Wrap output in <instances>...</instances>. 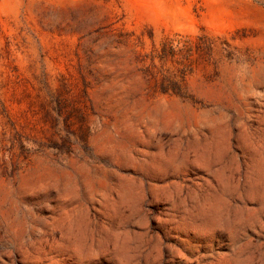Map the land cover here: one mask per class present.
I'll use <instances>...</instances> for the list:
<instances>
[{
    "label": "rangeland",
    "instance_id": "obj_1",
    "mask_svg": "<svg viewBox=\"0 0 264 264\" xmlns=\"http://www.w3.org/2000/svg\"><path fill=\"white\" fill-rule=\"evenodd\" d=\"M257 148L264 0H0V264H264Z\"/></svg>",
    "mask_w": 264,
    "mask_h": 264
},
{
    "label": "water",
    "instance_id": "obj_2",
    "mask_svg": "<svg viewBox=\"0 0 264 264\" xmlns=\"http://www.w3.org/2000/svg\"><path fill=\"white\" fill-rule=\"evenodd\" d=\"M210 123H212V126H213L212 129H211V134H212V139H213V143L212 144L215 145V135H214V131L215 130L214 129L221 128L224 131L225 137H226V142H225L224 147H223V156L225 154H227V153H232V154L235 153V154H237V150H235L234 147L232 149L230 147V144H231L230 138H229L230 135H229V132L226 130V128L222 124H218V123H216L213 120H210ZM206 143L207 142L205 140V143H203V144L204 145H208ZM213 145H212V147H213ZM256 158L259 159V160L256 159V162H254L252 164V166H251V171H252V176L251 177H252V180H249L248 176H247V173L244 172L240 176V178L238 179V184L241 187H247V186H251L252 187V183H254V178H255L254 177V170H253V168L255 167V163H260V164L264 165V148H257L256 149ZM122 181H129L136 188V181H134L132 179H129L128 176H125L124 178H122ZM232 183H233V186H234L235 184H234L233 180H232ZM234 188H235V186H234ZM219 190H220V187H218L217 191H219ZM217 191H214V193H216ZM245 206H246V208L250 207V204L249 203L245 204ZM229 208L231 209V206L228 205V209ZM248 212L249 211H247V210H238V209L235 210V209H233V214L234 213H247L248 214ZM234 215H236V214H234ZM233 261H241L239 253L237 251H235V250H233L231 252V262H233Z\"/></svg>",
    "mask_w": 264,
    "mask_h": 264
}]
</instances>
